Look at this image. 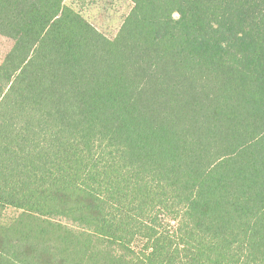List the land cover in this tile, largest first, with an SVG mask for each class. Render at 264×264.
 <instances>
[{
    "label": "trees",
    "instance_id": "16d2710c",
    "mask_svg": "<svg viewBox=\"0 0 264 264\" xmlns=\"http://www.w3.org/2000/svg\"><path fill=\"white\" fill-rule=\"evenodd\" d=\"M0 0V264H264V0Z\"/></svg>",
    "mask_w": 264,
    "mask_h": 264
},
{
    "label": "rangeland",
    "instance_id": "374dc122",
    "mask_svg": "<svg viewBox=\"0 0 264 264\" xmlns=\"http://www.w3.org/2000/svg\"><path fill=\"white\" fill-rule=\"evenodd\" d=\"M66 5L79 12L108 38H113L132 9L129 0H67Z\"/></svg>",
    "mask_w": 264,
    "mask_h": 264
}]
</instances>
